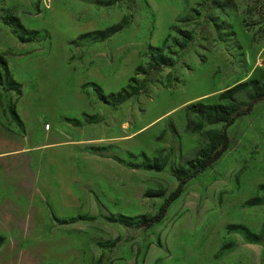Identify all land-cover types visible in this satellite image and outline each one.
<instances>
[{"label": "rangeland", "instance_id": "374dc122", "mask_svg": "<svg viewBox=\"0 0 264 264\" xmlns=\"http://www.w3.org/2000/svg\"><path fill=\"white\" fill-rule=\"evenodd\" d=\"M150 55L166 63L149 69ZM127 84L139 93L99 98ZM263 88L264 0H0V127L24 125L29 145L55 152L42 213L77 260L264 264V99L140 225L219 147L204 104L243 105ZM66 245L55 264H71Z\"/></svg>", "mask_w": 264, "mask_h": 264}, {"label": "crops", "instance_id": "0c3cea01", "mask_svg": "<svg viewBox=\"0 0 264 264\" xmlns=\"http://www.w3.org/2000/svg\"><path fill=\"white\" fill-rule=\"evenodd\" d=\"M44 145H29L24 125L19 131L0 127V264H55L52 251L60 243L67 244L71 264H91L74 257L69 236L61 235L59 223L42 213L52 208L48 194L60 175L51 168L55 152L45 157Z\"/></svg>", "mask_w": 264, "mask_h": 264}, {"label": "trees", "instance_id": "16d2710c", "mask_svg": "<svg viewBox=\"0 0 264 264\" xmlns=\"http://www.w3.org/2000/svg\"><path fill=\"white\" fill-rule=\"evenodd\" d=\"M122 26L123 25L120 23L119 25L115 27L107 29L106 32L109 35L117 31L118 29H120ZM96 31L98 30H95L94 32ZM149 59L151 62V64L149 65V69H153V70L157 69L158 67L166 63L164 62V60L154 62L153 56L151 55ZM129 81H133V77H131ZM18 92L19 90L17 89V94ZM137 93H139L137 89H132V86H130V84H127L124 88H121L115 93H109L107 95L99 94V98L104 102H111L113 104H117V103H120L128 99L130 96L135 95ZM262 99H264V88L253 91V93L248 98L247 102L243 105L233 104V103H230L229 105L204 104L203 107L206 109V112L204 113L207 119L210 122H222V128L218 133V136L220 138L219 147L216 150H214L213 153L210 154L206 159L202 160L191 172L187 173L186 175L182 177L177 178L174 188L163 198L156 212L150 217H148L147 219H144L140 222L141 226H143L144 228L150 227L153 224L157 223L162 218L168 204L178 196L183 184L188 179L196 175L198 172L202 171L205 167H207L213 161H215L220 156V154L227 148L228 138L225 132V128L229 124H231L237 117L248 114L251 111L253 104ZM12 113L14 114L13 110H12ZM2 241L3 239L0 236V244L2 243Z\"/></svg>", "mask_w": 264, "mask_h": 264}]
</instances>
